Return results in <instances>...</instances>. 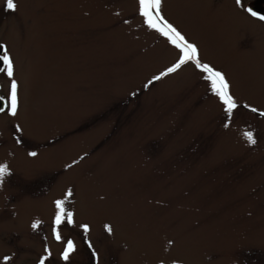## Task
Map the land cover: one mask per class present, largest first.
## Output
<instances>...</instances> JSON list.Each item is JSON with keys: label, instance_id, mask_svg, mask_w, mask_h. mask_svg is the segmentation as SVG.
I'll list each match as a JSON object with an SVG mask.
<instances>
[{"label": "rangeland", "instance_id": "rangeland-1", "mask_svg": "<svg viewBox=\"0 0 264 264\" xmlns=\"http://www.w3.org/2000/svg\"><path fill=\"white\" fill-rule=\"evenodd\" d=\"M15 2L11 11L0 0V43L14 62L0 93L17 82V114L0 119L38 138L37 174L21 181L39 185L34 203L72 205L62 234L99 247L110 238L100 254L117 259L124 245L122 264H264V118L239 109L264 111V43L242 49L255 31L235 1L161 4L225 74L238 102L231 119L191 62L149 85L181 52L145 24L138 0Z\"/></svg>", "mask_w": 264, "mask_h": 264}, {"label": "flooded vegetation", "instance_id": "flooded-vegetation-1", "mask_svg": "<svg viewBox=\"0 0 264 264\" xmlns=\"http://www.w3.org/2000/svg\"><path fill=\"white\" fill-rule=\"evenodd\" d=\"M234 1L235 6L240 8L247 18L248 27L255 31L252 34L251 31L246 30L241 37L243 40L242 49L251 51L255 43H264V21L253 17L248 9L255 11L258 16L264 15V0H242L240 4L237 3V0ZM214 2H217V0H214ZM2 54L3 51L0 50V55ZM2 67L4 65L0 62V68ZM7 95H10V93ZM2 96L0 93V98L3 101V106L0 108L5 109V116H11L8 111L9 97ZM239 109L242 113L259 115L258 112H253L242 106H239ZM261 117L264 118V116ZM0 123H3L0 124L3 125L0 133V150L6 151H0V159L8 163H26L28 165L25 169L9 168L10 174L3 181L5 188L1 189L0 192V246L4 249L2 264H5V257L10 258L8 264H40L45 257L44 264H122L120 261L125 262L127 257L123 259L121 257L124 254L122 253L125 249L124 245L116 246V249H120L115 251L117 259L109 258L106 255L101 256L102 248L104 246L108 247V244L112 242L110 238L107 239L108 242L103 247L93 244L90 248L87 237L73 239L70 236L63 235L62 228L67 220L65 219L58 227L55 226L54 220L58 211L56 203H54L55 199L52 203H34L39 198V194L33 195V190L39 185L28 186L23 184L21 179H28L31 175L37 174L34 161L36 160L37 152H39L38 146L35 147L38 138L29 137L25 132L18 131L5 119L4 121L0 119ZM27 138L30 143L26 142ZM33 152L36 153L35 156L31 155ZM52 184L54 185V183ZM45 186L41 184L42 188ZM51 188V185H47L43 190L41 189V193H43L41 197L51 198L54 193ZM71 206L64 204L66 213L70 212ZM37 222H39L38 226L33 228V224ZM54 228L61 235V240L59 241L55 239ZM68 240L74 243L75 248L74 251L69 253L68 260H64L62 254ZM104 254L109 253L106 252Z\"/></svg>", "mask_w": 264, "mask_h": 264}, {"label": "snow or ice", "instance_id": "snow-or-ice-1", "mask_svg": "<svg viewBox=\"0 0 264 264\" xmlns=\"http://www.w3.org/2000/svg\"><path fill=\"white\" fill-rule=\"evenodd\" d=\"M241 2L242 0H237L238 4H240ZM138 3L139 13L145 18V24L149 28H152L159 32L161 35L165 36L169 40V42L181 52V56L178 61L174 65L169 67L166 71L162 72L160 75L153 77V79L149 81V85L154 81H158L162 77L169 75L170 73L176 72L183 65L191 62L197 69L201 70L203 73H206L204 78L209 82L211 91L218 97L222 104L225 105V113L227 114L228 118L231 119L234 110L238 107V102L234 99L233 95L230 94L229 82L226 79L225 74L221 71L216 70L212 66L203 63L199 57L197 46L195 44L189 43L186 38L162 16V0H138ZM5 9L15 11L17 9L15 0H6ZM248 11L253 17H257L261 21H264V15L258 16V14L252 9H248ZM0 50L3 51V54L0 55V62H2L4 65V67L0 68V72H5L6 75L11 78L14 75L13 58L10 56L9 50L5 45L0 44ZM17 106V82L12 79L8 104V111L10 115L15 116L17 114ZM3 111H5V109L0 108V112ZM251 111L258 112L259 115L264 116V111H259L256 108H251ZM225 126L227 127L228 125L226 124ZM244 135L247 138L249 144L256 143V140L254 139L251 132H245ZM31 155L35 156L36 153L33 152L31 153ZM81 159H83V157ZM9 174L10 173L8 165L0 164V184L3 183L4 178ZM68 195H71V191L68 193ZM55 203L58 209L54 220L55 226L58 227L65 221V219L67 220V223L72 224L74 222L72 213L65 212L64 201L58 200ZM38 223L39 222L33 224V228H36L38 226ZM81 227L86 234L90 231L88 225H82ZM105 231L111 233L112 227L109 225H105ZM54 236L56 240H61V235L59 231L56 230V228H54ZM89 247H92L91 242H89ZM74 248V243L71 240H68L66 248L62 254L64 260H68L69 253L74 251ZM44 259H46V257L41 260L40 264H44ZM4 260L5 264H8L10 258L5 257Z\"/></svg>", "mask_w": 264, "mask_h": 264}, {"label": "water", "instance_id": "water-1", "mask_svg": "<svg viewBox=\"0 0 264 264\" xmlns=\"http://www.w3.org/2000/svg\"><path fill=\"white\" fill-rule=\"evenodd\" d=\"M3 106V101L0 99V107Z\"/></svg>", "mask_w": 264, "mask_h": 264}]
</instances>
